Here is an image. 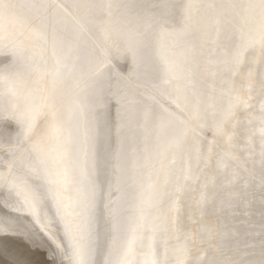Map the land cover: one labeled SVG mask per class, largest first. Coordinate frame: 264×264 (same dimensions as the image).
<instances>
[{"label":"bare ground","instance_id":"1","mask_svg":"<svg viewBox=\"0 0 264 264\" xmlns=\"http://www.w3.org/2000/svg\"><path fill=\"white\" fill-rule=\"evenodd\" d=\"M14 2L68 6L87 32L81 33L71 20L66 29L63 24L57 25L58 30L64 29L61 35L71 39L73 50L66 63L75 67L70 74L62 70L64 79L57 85L62 123L45 163L37 162L34 156L26 159L31 146L24 139V125L17 121L15 113L6 110V101L0 105V196L4 200L6 196L10 198L7 202L10 208L4 206L3 213L0 209V264H9L12 259L26 264H73V248L64 234L65 219L72 220L77 239L86 247L85 258L89 264H115L134 235L139 242L138 194L142 183L146 184L149 178L157 185V193L148 210L152 232L145 246L137 248V260L141 264L145 260L180 264L185 258L187 264H208L210 260L217 264H258L264 251V189L260 185L258 158L255 176L247 189L242 187V180L235 184L230 182L233 172L241 177L247 175L242 171L245 163L252 167L251 161L246 160L247 150L253 146L255 151L259 150V97L254 91L256 99L251 101L253 107L249 109L240 103L241 98L247 99V69L258 70L253 53L245 54L244 72L233 77L231 73L236 69L230 62L226 66L228 80L212 75L211 70L221 65L206 63L207 46L203 44L200 30H193L183 39L169 35L183 27L185 5L189 0ZM110 2L117 6L105 8ZM204 4L198 5L195 13L199 26L215 23L214 16L205 15ZM109 11L110 23H89L90 20H107ZM37 14L34 8L18 7L10 19L3 22V33H0L7 36L6 42L10 44L7 48L0 47V63L7 59L12 63L10 71L5 68L9 62L1 70L5 68L22 79L26 87L35 86L37 73L51 74L57 66L51 48V26L47 29V44L44 37L24 27ZM47 16L51 22L61 19L63 12L50 7ZM242 16L241 12L236 17V25L240 24ZM163 21L169 22L162 30ZM229 33L233 37L228 49L231 61L238 33L232 25H222L221 40ZM172 40L177 42L173 45ZM189 47L192 53L188 52ZM162 53L185 65L190 63V55H196L198 64L192 66L198 73L197 109L190 105L181 111L176 108L175 94H162L161 89L168 90L161 84L166 75ZM123 54L128 57L126 60L120 57L123 60L120 63L118 57ZM222 58L223 49L216 59ZM133 90L146 96H133ZM146 105L151 112L145 124ZM230 105L235 119L226 121ZM126 108L133 111V117L122 118ZM165 108L190 124L203 115L206 127L196 129L197 133L203 132V138L197 140L196 134L189 131L184 144L174 152L167 151L169 142L184 131V126L171 119L163 130L158 129L157 117L164 115ZM213 123L219 127L215 136L210 130ZM69 139L71 144L65 153L64 142ZM117 149L121 152L119 161L114 159ZM6 161H12L11 170ZM65 166L69 168L72 181L60 187L61 200L68 207L58 212L49 195V188L53 186L48 183L58 175L50 176L49 172L60 174ZM134 171L136 179H133ZM148 195L145 191V196ZM202 197L204 202L198 208L197 202ZM73 201H79L80 206L73 207ZM93 202L94 207L83 206ZM65 212L78 215L68 217ZM10 216L12 220H8ZM208 229H214L217 235L209 239ZM158 247H161L159 252Z\"/></svg>","mask_w":264,"mask_h":264},{"label":"snow or ice","instance_id":"2","mask_svg":"<svg viewBox=\"0 0 264 264\" xmlns=\"http://www.w3.org/2000/svg\"><path fill=\"white\" fill-rule=\"evenodd\" d=\"M117 5H113L111 2L105 5L107 9H111ZM18 7H28L37 10V15L31 22H26L24 27L26 31L32 32L37 36L44 37L45 44L48 43L47 40V29L51 26L52 29V39L51 48L52 54L56 58V69L51 74L48 73H37L34 87H26L24 81L19 77L15 76L11 72L0 73V105L7 103V109L15 113L16 119L19 123L24 125V139L30 144L31 150L29 152V157L34 156L35 160L39 163H45L46 157L52 150V141L57 139V133L59 132L62 119H61V108L58 104L57 97V85L64 79V72L62 70L66 69L70 74L72 73L75 65H69L66 63L68 60V54L72 52V42L70 38L61 35L64 29H57L58 24H63L67 26V22L71 20L75 23L81 33H86L87 29L80 24V21L69 11L68 6L55 4L49 5L46 3H31L27 5H18L14 0H0V33H3V22L10 19L14 14V11ZM50 7L60 9L63 12V17L61 19H53L51 22L48 20L47 12ZM87 7H96V5H88ZM205 15L214 16L215 23H204L202 26L198 25L196 19L197 6L193 3V0H189L188 4L185 5L186 15L184 17L183 27L176 33H170V36H179L180 38H186L193 30H200L202 36L204 37L203 44L207 46L208 58L206 63L217 64L219 63L221 67L219 69L213 68L212 75H219L222 81L228 80V69L227 65L231 62L236 71L232 72L231 75L234 77L241 72L245 71V54L253 53L256 57L254 63L258 65V70L253 68L247 69L248 86L246 89L247 99L241 98L240 103L249 109L253 107L251 101L259 97V112H260V131H259V150L255 151V147L249 148L248 156L246 160H250L252 167L250 168L248 163L242 166V171L247 173L246 176L241 177L236 172H233V179L230 181L232 184L237 183L242 180V187L247 189L251 179L255 176V165L259 162V175H260V185L264 189V0H240V2H233V0H220L219 3H209L204 4ZM241 22L236 25L235 20L237 16L241 15ZM111 12H108V19L105 21H92L89 23L98 22L103 24L110 23ZM169 21H163L161 23V29L163 30L164 24ZM228 24L232 25L235 31L238 33L236 36V46L231 53V61L228 59V49L232 42V34H226L221 40L222 25ZM255 32V35L252 32ZM215 37V39H213ZM7 41L6 35H0V47H9L10 44ZM177 41L172 40L174 45ZM14 47V43H13ZM67 49V51H65ZM221 49L224 50V58L217 61L216 57L220 53ZM188 52L192 53L193 49L188 48ZM161 58L165 65V78L161 81L162 85L167 86V91L164 92L161 89L162 94L166 96H172L175 94V105L176 108L184 111L191 107L197 109L199 105V95L197 93V71L193 68V64H198L196 55H190L188 60L189 64H181L175 59H172L169 54L162 53ZM33 71H36L33 69ZM258 71V80H256V75ZM175 81V83H173ZM232 89L235 90V80L231 81ZM78 87V83L76 84ZM153 87H158L153 85ZM255 91L256 96L253 95ZM128 95V94H126ZM131 95L146 96L145 93H136L134 90ZM7 98V100H6ZM147 99H152L151 97H146ZM235 99V96L232 97ZM23 101V105L19 101ZM195 101V103H193ZM119 103V101H118ZM151 112L150 107L147 105L144 108L145 124L148 121L149 114ZM164 115L157 117V128L163 130L171 119L178 120L180 124L184 126V131L179 132L168 144L167 151L174 152L182 144H184L188 139V133L191 131L196 134L197 140L203 138V132L196 131L197 126L201 129L206 127L203 123V115L200 119L194 123L190 124L188 121L181 120L179 116L169 109H163ZM235 119V112L232 110L231 105L226 113V121L229 119ZM143 127V126H142ZM210 130L213 136L217 135L219 132V127L213 123L210 126ZM210 143L215 144V141H210ZM71 140H66L64 142L63 151L66 153L69 149ZM121 152L119 149L116 150L114 154V159L119 161ZM212 153H209L208 163L211 164ZM197 169H200V154L197 150ZM9 170L12 168V161H6ZM163 164V161H162ZM136 167V162L134 161V168ZM49 175H58L57 179H50L48 183L53 187L49 188V195L55 201L57 210L67 209L68 205H65L61 200L60 187L66 186L72 181V176L69 172L68 166H65L62 173L56 174L54 172H49ZM185 182L189 180L188 170H185ZM133 179H136V173H133ZM199 180V176L197 177ZM215 181L213 180V184ZM179 187V183H177ZM145 191L149 195L145 196ZM157 193V185L153 184L149 178L146 184L141 185V191L139 192L138 209H139V228L140 236L138 238L134 235L133 239L128 243L127 248L124 250L123 256L115 262V264H141L137 260V248H143L148 240L149 233L152 232L151 220L149 217V209L153 206ZM95 195V192L93 193ZM204 202L202 197L197 202V207L199 208ZM262 203H264V197H262ZM73 207L80 206L79 201L72 202ZM85 208L94 207V202L91 204H84ZM78 215V213L65 212V215L71 217L72 215ZM264 229V226H262ZM135 231V230H134ZM207 236L209 239L217 235L214 229H208ZM64 234L68 237L70 246L73 248V264H89L86 257V247L85 245L77 239L75 235V226L71 219L64 220ZM59 247V245H58ZM262 249H264V242H262ZM2 255V252H0ZM9 264H26L25 261L12 259ZM143 264H156L155 261L145 260ZM180 264H187V259L185 258L180 262ZM208 264H217L216 261H208ZM258 264H264V251H262L261 259Z\"/></svg>","mask_w":264,"mask_h":264},{"label":"rangeland","instance_id":"3","mask_svg":"<svg viewBox=\"0 0 264 264\" xmlns=\"http://www.w3.org/2000/svg\"><path fill=\"white\" fill-rule=\"evenodd\" d=\"M203 2H205V4H209V3H217L218 2V0H193V3H195L196 4V6H200L201 5V3H203ZM69 11H71V10H69ZM72 12V11H71ZM72 14L74 15V13L72 12ZM75 16V15H74ZM116 25L118 24V21L115 23ZM124 55V56H123ZM123 55H121V56H119L118 57V59H119V62L120 61H123L122 59H123V57H125L124 58V60H126L127 59V55L126 54H123ZM111 57V59H112V56H110ZM109 57V58H110ZM120 57L122 58V59H120ZM108 58V59H109ZM107 59V61L106 62H108L109 60ZM135 60H138V58H136ZM10 60H5L3 63H0V70H1V67H5L6 66V64L9 62ZM121 63V62H120ZM1 64H5L4 66H2ZM8 64H10V65H8V67L6 66L5 68L7 69V68H10V69H8L9 71L11 70V65H12V63L11 62H9ZM106 63H104V65H105ZM111 66H113V65H111ZM5 68H2V70L0 71V73H3V70L5 69ZM119 68V67H118ZM7 70V72H9ZM4 72H6L5 70H4ZM134 116V113H133V111H131L130 109H128V108H126V109H123V111H122V118H130V117H133ZM11 195L12 194H10V197H11ZM12 197H13V195H12ZM8 201H10V198H8L7 196H6V200H4V197L3 196H0V209L2 210L1 212L3 213V210H4V206H6V208L8 209V208H10L9 206V203H7ZM6 202V203H5ZM9 205V206H8ZM11 214V213H10ZM13 218H11V216H10V218H8V220H12ZM107 226H108V222H107ZM158 249V252L161 250V247H158L157 248ZM160 249V250H159ZM171 262H169V264H170Z\"/></svg>","mask_w":264,"mask_h":264}]
</instances>
